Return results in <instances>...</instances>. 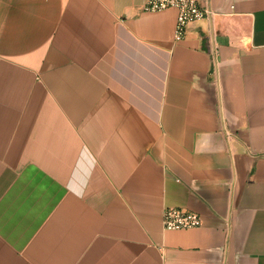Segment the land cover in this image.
<instances>
[{
	"label": "crops",
	"instance_id": "0c3cea01",
	"mask_svg": "<svg viewBox=\"0 0 264 264\" xmlns=\"http://www.w3.org/2000/svg\"><path fill=\"white\" fill-rule=\"evenodd\" d=\"M146 1L0 0V264H264V0Z\"/></svg>",
	"mask_w": 264,
	"mask_h": 264
},
{
	"label": "built area",
	"instance_id": "2783aa9c",
	"mask_svg": "<svg viewBox=\"0 0 264 264\" xmlns=\"http://www.w3.org/2000/svg\"><path fill=\"white\" fill-rule=\"evenodd\" d=\"M171 8L178 12L174 32L176 44L187 37L191 25L200 23L211 15V12L203 8L198 0H147L142 10L157 13ZM162 222L166 231L198 229L203 224L200 215L180 208H167L163 213Z\"/></svg>",
	"mask_w": 264,
	"mask_h": 264
}]
</instances>
